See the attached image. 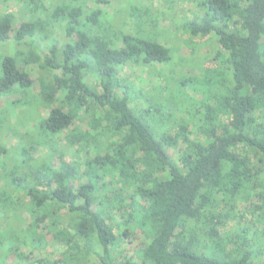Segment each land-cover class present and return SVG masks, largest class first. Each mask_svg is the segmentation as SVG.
Wrapping results in <instances>:
<instances>
[{
    "label": "trees",
    "instance_id": "trees-1",
    "mask_svg": "<svg viewBox=\"0 0 264 264\" xmlns=\"http://www.w3.org/2000/svg\"><path fill=\"white\" fill-rule=\"evenodd\" d=\"M88 1L29 0L31 14L18 24L0 16V45L10 46L0 55V95L14 88L25 97L10 106L48 110L27 133L48 150L43 158L22 141L15 151L0 149L6 238L27 213L25 247L46 246L36 231L48 221L65 247L56 264H262L263 232L225 228L252 197L255 221L264 215V0H186L196 13L175 29L190 40L215 37V69H203L189 46L191 59H176L160 42L164 11L130 2L107 16ZM131 65L163 85L149 92L120 83L117 72ZM63 130L71 161L57 147ZM179 144L173 161L166 151ZM137 230L144 245L124 256ZM9 252L1 250L0 264Z\"/></svg>",
    "mask_w": 264,
    "mask_h": 264
},
{
    "label": "rangeland",
    "instance_id": "rangeland-1",
    "mask_svg": "<svg viewBox=\"0 0 264 264\" xmlns=\"http://www.w3.org/2000/svg\"><path fill=\"white\" fill-rule=\"evenodd\" d=\"M43 1L46 5L48 0H39ZM132 3L137 6H146L152 8V6L158 11H164V15L158 18V29H159V40L161 43L167 42L170 46H173L176 53V59L178 57L183 59H191V50L195 51V58L201 60L203 69H215L218 68V60L215 59L216 54L220 51L218 44L216 42L215 37L210 36L207 38H196L194 40H190L186 34L177 32L176 22H181L183 18L190 19L192 16V12L196 13V5L193 2H187L186 0H176L173 1V11H169L167 0H110V4L108 5H95L92 0L88 1L86 4L87 9H100L107 16H111L117 13L118 9L126 10L125 8L129 3ZM29 0H0V16L5 15H14L16 17V24L19 21H24L29 13L28 10ZM24 10V11H23ZM123 12V11H122ZM26 13V16L25 14ZM203 13H199L201 16ZM37 17H42L39 13L36 15ZM129 25V24H126ZM18 28L17 25L13 26V29ZM14 34V31L11 33V37ZM59 35V33H58ZM57 35V36H58ZM264 42V39H263ZM188 44V45H187ZM192 48V49H190ZM10 49L9 45L1 44L0 45V55L6 54V51ZM6 50V51H5ZM179 66L176 67L178 69ZM25 70L31 75L30 77L35 78L34 74L31 73V69L29 67H24ZM150 73V74H149ZM178 74V73H177ZM191 75L200 76L199 71L192 72ZM117 77L120 83L128 84L134 88L145 89L149 92L158 91L160 86L163 85V80L159 79L156 76V73L153 75L151 71H145L141 67L137 66H128L119 70L117 72ZM91 80L93 84L95 81L93 78H88ZM37 92L36 85L33 83L32 85V93ZM23 96L21 92L14 89L0 95V117L3 118L6 116V126L1 128L0 130V149H5L8 152L15 151L16 147L22 141L23 144L30 150L29 155L32 158L40 159L43 158L48 150L43 146H41L37 140L32 141L31 138L27 135V133H32L33 129H35L36 125L39 123L40 119L45 118L47 116L48 110H40L34 111L27 103H23L21 105L10 106L11 103L22 100ZM27 99H31L30 96L26 97ZM134 105V104H133ZM137 105V104H136ZM35 109V108H34ZM31 110L33 112H31ZM31 113V119H28V114ZM3 123V124H4ZM73 125H70L69 128H73ZM169 131V129H168ZM167 131V132H168ZM67 130H63L62 134L58 135L56 138L57 147L64 152L66 156V160H72V151L66 149V138L65 135ZM197 134L196 137L201 138V133ZM28 136V137H27ZM182 149V145H178L177 148L169 147L167 149L168 156L176 161L177 156ZM0 159L5 157V154L0 153ZM57 159L55 158L54 161ZM85 181V180H83ZM4 185V184H3ZM2 188V186H1ZM258 204V197L251 198V200L247 203H239L237 206V212L235 215V220L228 222L226 224V231H237L240 228H243L248 237H254L256 234V230L259 232H263L264 234V215L261 216V221H255V218L258 216L257 214H253L254 206ZM2 201L0 200V236L3 237V244L0 246V260L2 257L1 250L8 249L11 247V253L9 255H5L4 261L2 264H56L57 261L63 260V253L65 247L58 244L53 237V233L50 230V223L46 221L41 224L40 228L37 229V233L43 236L46 241V246L39 250H33L30 247H25V235L24 232L27 230L28 225L30 223V218L27 213H21L19 219V227L17 231L10 230L9 232L12 234L10 237L6 238L8 234V224L10 220L4 219V214L2 213L3 209ZM94 210L96 206L92 207ZM61 220L65 222L66 215L62 212ZM15 226V224H14ZM262 238L264 236H261ZM264 242V239H262ZM144 238L141 233L137 230L132 235H128L125 239V244L122 247L124 256H134L139 249H141L144 245ZM9 244L13 246H9ZM14 248V250H13ZM21 252L25 253L26 260H20L16 256ZM260 263L264 264V254L260 257Z\"/></svg>",
    "mask_w": 264,
    "mask_h": 264
}]
</instances>
